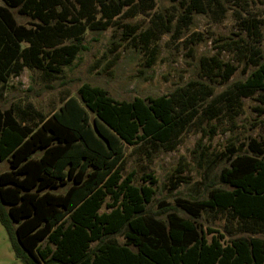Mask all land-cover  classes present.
Segmentation results:
<instances>
[{
  "label": "trees",
  "instance_id": "1",
  "mask_svg": "<svg viewBox=\"0 0 264 264\" xmlns=\"http://www.w3.org/2000/svg\"><path fill=\"white\" fill-rule=\"evenodd\" d=\"M45 1L1 0L0 85L7 83L18 64L51 69L59 52L41 50L36 41L42 34L68 39L84 32L85 23L80 21L51 25L48 15L53 10ZM76 1L85 9L87 0ZM97 4L100 30L124 7H136L133 0ZM11 9L31 14L41 24L19 25ZM262 37L264 41V33ZM22 43L29 45L22 48ZM68 47L65 60L79 50ZM246 58L254 70L221 94L230 93L233 104L264 91L262 51L254 49ZM235 69L225 65L222 80ZM187 107L166 96L116 101L104 89L83 84L75 97L65 99L37 124L18 120L10 108L0 109V162L9 165L0 173V224L15 257L23 264H264L262 239L239 237L223 244L222 236H212L208 241L206 235L214 231H204L194 221L203 210L228 211L264 232V146L259 142L249 140L250 155L233 156L229 167L220 171L217 180L228 189L212 188L202 200L176 199L189 218L168 206L148 212L146 205L154 195L151 186L137 187L131 175L120 176L126 146L147 141L166 150L175 148L198 114ZM175 188L173 183L171 191ZM102 205L107 212H99ZM159 215H165V221ZM116 235L123 243L113 238Z\"/></svg>",
  "mask_w": 264,
  "mask_h": 264
},
{
  "label": "rangeland",
  "instance_id": "2",
  "mask_svg": "<svg viewBox=\"0 0 264 264\" xmlns=\"http://www.w3.org/2000/svg\"><path fill=\"white\" fill-rule=\"evenodd\" d=\"M98 1L87 0L85 9L76 0L45 1L53 10L48 15L51 25L80 21L85 30L68 39L42 34L36 44L43 51L57 50L59 55L50 70L29 63L12 68L7 83L0 85V109L10 108L18 120L37 124L40 117L57 111L65 99L75 97L83 84L104 89L116 101L166 96L186 108H196L197 117L187 124L174 149L147 141L126 146L120 166L122 178L131 175L134 186L154 190L146 205L148 212L168 206L189 218L176 205L177 198L191 202L206 199L212 188L228 189L217 177L229 167V160L250 155L249 140L264 146V91L241 97L235 104L230 93L221 97L254 70L246 58L249 52L259 49L264 55V0H133L136 7H124L103 30L97 25ZM11 12L19 25L34 28L41 24L31 14ZM68 46L79 50L65 60L62 56ZM227 64L236 69L223 81ZM8 169V162H0V173ZM173 183L176 188L171 191ZM107 211L102 205L99 212ZM157 217L166 219L165 215ZM194 221L204 231H214L206 235L208 241L212 236H222L223 244L239 237L264 241L261 226L239 221L228 211L203 210ZM113 238L123 243L120 235ZM0 264H23L15 257L1 224Z\"/></svg>",
  "mask_w": 264,
  "mask_h": 264
}]
</instances>
